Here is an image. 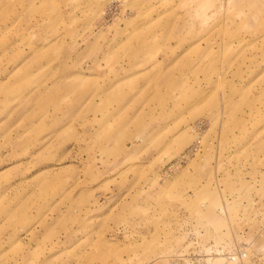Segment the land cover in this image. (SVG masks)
I'll return each mask as SVG.
<instances>
[{
    "label": "rangeland",
    "instance_id": "374dc122",
    "mask_svg": "<svg viewBox=\"0 0 264 264\" xmlns=\"http://www.w3.org/2000/svg\"><path fill=\"white\" fill-rule=\"evenodd\" d=\"M0 264H264V0H0Z\"/></svg>",
    "mask_w": 264,
    "mask_h": 264
}]
</instances>
